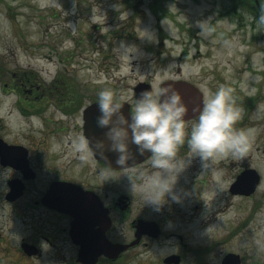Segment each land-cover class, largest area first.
Segmentation results:
<instances>
[{
	"label": "rangeland",
	"instance_id": "obj_1",
	"mask_svg": "<svg viewBox=\"0 0 264 264\" xmlns=\"http://www.w3.org/2000/svg\"><path fill=\"white\" fill-rule=\"evenodd\" d=\"M222 5L219 0H56L54 6L47 5V0H0V124L5 121L3 116L8 104L2 93L3 82L7 80L5 70L16 72L15 77L18 78L20 70L31 68L48 82L59 72L76 71L94 77L99 68L107 73V78H126L123 86L133 87L146 80L149 74L154 76L153 83H157L171 69L179 67L186 78L200 82L196 76L201 65L209 63L203 58L209 52L214 62L211 68L219 77V89L226 84L227 89L232 90L235 106H243L247 110V129H255L256 133L248 155L242 161L228 156L200 162L208 167L197 172L202 180L193 183L195 199H179L183 203L179 210L187 201L185 219L199 211L198 228L200 223L209 220L213 210L223 209L227 203L225 198L229 197L232 199L231 212L218 225L205 232L203 229L194 231L191 225H186L187 233L194 232L193 242H202L204 247L216 240L210 250L222 251L226 246L239 249L240 253L244 251L242 255L247 264H264V24H253L248 16H244L240 29L230 24V18L235 15L228 12L227 19L214 21ZM208 26L212 28L208 29ZM202 30L208 34L203 35ZM146 34L149 39L144 37ZM159 40H163V46L158 45ZM77 41H83L86 54L72 59V65L66 66L64 57L69 56L67 50ZM196 44L203 56L195 59ZM53 46L52 60L45 59L43 56ZM121 46L134 52L130 53L133 57L130 61L119 50ZM99 52L100 67L96 60ZM149 62L167 64L154 71L156 68H150ZM252 70L256 73L253 74ZM9 82V88L16 84L15 79ZM199 86L205 97L215 93L208 79ZM21 121L10 119V123L19 128L23 126ZM241 163L255 169L261 179L249 196L231 195L228 191ZM212 172H218L217 177L210 178ZM8 173V170L0 168V192ZM135 191L137 194L140 192ZM170 200L172 197L166 196L165 201ZM191 201H197L200 206L192 213L188 208ZM170 206L161 205L153 212L156 215L166 210L170 212ZM208 208L210 212H205ZM22 211L24 213L11 209L0 198V264H77L76 257L68 255V241L60 237L53 242L54 246L46 247L47 252L43 256H25L19 243L24 229L30 226L27 213L32 211ZM176 212L174 209L173 213ZM176 223L180 222H169L170 225ZM241 224L244 226L233 235L232 231ZM180 229L176 231L181 232ZM123 231L127 232V229ZM227 236L229 242L224 239ZM238 237L248 239L246 242L250 245L240 246L231 242ZM184 239L189 242L187 236ZM251 244L256 252L251 249ZM54 249L62 250L54 252ZM137 251L142 252L139 258L145 257L143 248ZM215 252H211V260L217 264L219 254ZM128 264L140 262L132 259Z\"/></svg>",
	"mask_w": 264,
	"mask_h": 264
},
{
	"label": "flooded vegetation",
	"instance_id": "obj_2",
	"mask_svg": "<svg viewBox=\"0 0 264 264\" xmlns=\"http://www.w3.org/2000/svg\"><path fill=\"white\" fill-rule=\"evenodd\" d=\"M219 2L223 5L214 21L227 19L226 13L228 12L229 15H235L230 18V24H233L234 27L237 25L240 29L242 28L244 16H248L253 24H264V0H219ZM227 21L229 22V20ZM207 28L212 27L208 26ZM215 32L217 33L218 30L215 29ZM191 37L194 35L191 34ZM162 43L163 40H160L158 45H162ZM54 49L55 46L51 47L50 52L43 57L52 60ZM200 51L199 45L196 44L195 59L203 56ZM67 54L69 56L64 57L65 65L71 66L72 59L81 58L86 54L83 41H77L73 47L68 48ZM203 58L209 63L201 65L200 73L196 76L200 78V82L186 78L179 67L171 69V72L162 76V80H166V82L188 81L198 87L203 100L205 94L200 89L199 83L204 80H209L213 92L216 93L220 90L218 74L211 68L214 62L211 61L210 53L208 52ZM100 59L101 53L99 52L96 57L99 67ZM166 64L167 62H149L150 68H156L154 71ZM5 71L8 81L5 79L3 82L2 93L3 96H6L8 104L5 105L3 116L5 121L3 120L0 124V140L4 143L0 145L5 147L3 154L0 153V168L8 170L9 173L5 177L0 198L11 209H18L21 213H24L22 210L32 211L31 214L27 213L30 226L27 225L24 229L19 243L20 250L25 256L28 255L22 246L32 247L33 253L28 257H41L45 251L47 252L46 247L54 246L53 242L60 237V239L68 241V255L77 258L81 246L72 239L70 232L73 230L76 233L79 231V234L83 233V239L88 243L85 252L87 255L100 252L95 264H118L119 262L128 264L132 259L139 260L140 264H216L211 260L213 258L212 251L219 254L217 264H224L228 255L236 256L238 264H247L242 255L244 251L240 253L239 249L226 248L227 246L223 248L224 251L210 250L216 240L213 241V244L205 247L202 242H193L195 233H187L186 225H191L194 231L202 230V224L206 222L200 223L198 228H196L198 217L193 223H187L194 219L191 218L192 215L199 213V211L192 213L200 208L197 201L190 202L191 206L188 208L192 214L186 219L184 216L186 215L187 201L184 202L183 207L181 206V211L179 205L183 204L182 201L176 202L173 199L165 201L162 205H171L172 211H162L159 215L153 212L154 206L144 204L140 192L138 194L136 191L134 192L139 188L132 187V185L139 187L140 181L130 170L139 169L146 173L153 171L149 163L150 153L145 152L143 156L135 155V158L128 162V169L120 168L115 163V155L111 153L107 160L97 156L87 164H82L77 155L73 153L70 137L83 134L93 139L103 138L105 130L96 125L99 116L96 104L99 91L111 89L117 98L125 97L128 103L122 110L127 115L134 107L135 98L141 94L135 89L140 82H137L133 87H124L123 81L126 78H107V73L99 68L94 77L76 71L59 72L48 82L42 80L40 74L31 68L20 70L21 74L18 78L15 77L16 72ZM153 77L149 74L147 79L142 81L149 85V88L145 90L156 84L153 83ZM10 79L16 80L13 88H9ZM223 89H227L226 84ZM12 96L13 98H10ZM191 101L188 100L190 105H192ZM190 105H186L188 111H193L190 109ZM241 109L242 118L235 127L247 129V110L243 106ZM11 118L23 120L21 121L23 126L19 128L12 125ZM196 119L197 113L189 115L185 117V123L190 126ZM133 152H135V146H133ZM2 158L5 160V164L1 163ZM176 159L185 162L186 166L179 173L173 191L179 196V199H195L193 183L199 179L202 180L197 172L208 165L201 164L202 161L199 157L191 156L186 143L178 148ZM209 165L212 166V164ZM247 169L250 167L246 163H241L231 183ZM125 172L128 173V176L124 174ZM14 182L19 185V188H22V193L10 200L7 199V195L11 192ZM54 185L71 187L72 190L68 193L61 191L56 195V201L49 202L45 200V196L50 187ZM69 185H73L81 191ZM230 187L228 191L231 195H241L232 193ZM184 192L187 194H183ZM80 201L85 203L86 209L76 211L72 206V209L70 207L71 212L65 213L52 207L55 205L58 207L60 202L74 205ZM174 209H177L176 214L173 213ZM71 213H75L77 218L93 222V226L89 230L104 239L107 245L94 244L93 241L97 239V236L88 239L89 231L84 236V226L82 228L73 227L72 222L75 221V218ZM172 220L180 223L170 225L169 222ZM139 221L152 223L155 231L138 233L136 225ZM78 224H82V222H78ZM180 226H182L181 229ZM243 226L244 224L237 225L236 229L232 231L233 235L239 232L240 227ZM124 228L127 229V232L123 231ZM178 229L181 232L176 231ZM185 236L189 238V242L184 239ZM228 237H224L226 242H229L230 238ZM162 238L163 241H161ZM247 240L244 237H238L231 242L247 246L250 245L246 242ZM242 241L245 242L242 243ZM156 242L159 243L155 244ZM251 246L253 248H250L256 252L254 245L251 244ZM118 247H123V249L119 251L116 249ZM140 248L144 249L145 254L142 259L139 258L142 257V252L137 251ZM61 250L54 249L53 251L61 252ZM75 262L81 264L76 259Z\"/></svg>",
	"mask_w": 264,
	"mask_h": 264
},
{
	"label": "clouds",
	"instance_id": "obj_3",
	"mask_svg": "<svg viewBox=\"0 0 264 264\" xmlns=\"http://www.w3.org/2000/svg\"><path fill=\"white\" fill-rule=\"evenodd\" d=\"M55 3L56 0H47V5L54 6ZM202 34L208 33L202 30ZM144 37L149 39L147 34ZM127 48L121 46L119 50L130 61L133 58L130 53L134 52L127 51ZM165 82L161 80L137 96L127 115L122 110L128 103L125 97L117 98L111 89L99 91L96 125L105 130L103 138L93 139L83 134L70 137L72 151L82 164L97 156L107 160L111 153L120 168L128 169V162L135 155L150 153L148 157L153 171H130L140 181L144 204L152 205L156 210L165 202L166 196L179 202L173 187L186 166L185 162L176 159L180 146L186 143L191 156L199 157L203 163L228 156L242 161L248 155L256 133L252 128L235 127L242 118V109L235 106L231 89L207 94L194 110L197 119L187 126L188 108L176 87ZM124 174L128 176L127 172Z\"/></svg>",
	"mask_w": 264,
	"mask_h": 264
},
{
	"label": "water",
	"instance_id": "obj_4",
	"mask_svg": "<svg viewBox=\"0 0 264 264\" xmlns=\"http://www.w3.org/2000/svg\"><path fill=\"white\" fill-rule=\"evenodd\" d=\"M165 83L172 84L176 87V89L181 94L183 101L185 100L186 105H190L189 104L190 102H188V100L191 101V98H192V101H191L192 105H190L191 106L190 109H193V111H188L186 117L189 115L191 116V115L196 114V112L194 110L197 109L201 105L200 93H199L198 89L194 85H192L188 82H185V81H181V80L180 81H167ZM146 88H149V85H147L145 83H139L135 87V89L139 93H142ZM0 144H4L2 142V140H0ZM4 148L5 147H3V145L2 146L0 145V153L1 154H3ZM1 163L2 164L6 163L3 158L1 160ZM259 180H260V176L256 172V170L248 169L246 171H243L241 174H239L237 176L236 181L230 187V191L232 193H235V194L249 195V194L254 192L255 188L259 184ZM18 186L19 185L16 182H14V185H12V188H11V192L7 195V199L12 200L22 193V188H19ZM69 186L77 188L73 185H69ZM71 190H72L71 187H63L61 185L51 186L50 189L48 190L46 196H45V200H47L49 202L50 201L54 202V201H56L55 197L58 193H60L61 191H66V193H68V191H71ZM78 190L81 191V189H78ZM72 206L74 207V209L76 211H79L80 209H86L85 203L81 202V201L77 204H74V205H71V204L68 205V203H66V202L65 203L60 202L58 207H57V205L52 206V207L57 209L58 211L70 213ZM70 207H71V209H70ZM71 214L75 218V221L72 222L73 227L78 226V227L82 228L84 226V228H85L84 236H86L87 231H89L88 239H91V238H94L97 236L96 237L97 239H95L93 241L94 244H96V245L106 244V241L104 239H102L100 236L96 235L95 233H93L92 231L89 230L90 228H92L93 222H88L86 219L84 220L81 218H77V215L75 213H71ZM78 222H82V224H78ZM136 227H137L138 233H145V232H149V231L154 232L155 231V227L152 223L148 224V223H143L142 221H139L138 224L136 225ZM70 233H71L72 239L76 243L80 244V246H81L80 252H79L78 257L76 258V261L78 263H81V264H95L97 259H98V256L100 255V252H97L94 255H87L85 252H86V245L88 243L86 240L83 239V233L79 234V231H78V233H76L73 230ZM22 248H23V250H25V253L28 256H30L31 253H33L31 251L32 247L22 246ZM116 249L121 251L123 249V247H118ZM226 263L238 264L237 257L233 256V255H228L225 259L224 264H226Z\"/></svg>",
	"mask_w": 264,
	"mask_h": 264
},
{
	"label": "bare ground",
	"instance_id": "obj_5",
	"mask_svg": "<svg viewBox=\"0 0 264 264\" xmlns=\"http://www.w3.org/2000/svg\"><path fill=\"white\" fill-rule=\"evenodd\" d=\"M245 71H243V73H244ZM253 74H255L256 72H254L253 70L251 71ZM217 175H218V172H212L211 174H210V178H212V177H217ZM212 180L210 179V182H211ZM225 202H227L225 205H224V208L223 209H221V210H218V211H215V210H213L212 212H211V215H210V218H209V220L208 221H206L204 224H202V229H203V231L205 232V230L206 229H208V228H210V227H214V226H216V225H218V223H220V221H222V219L226 216V215H228L231 211H230V209L229 208H231L232 207V199H230L229 197H227V198H225ZM228 208V209H227ZM227 209V210H226ZM234 210V209H233ZM205 212H210V208H208V209H206V211ZM199 214H201V213H198V214H196V215H192L191 216V218H194V219H191L190 221H188L187 223H193L194 222V220H196V218L199 216Z\"/></svg>",
	"mask_w": 264,
	"mask_h": 264
}]
</instances>
